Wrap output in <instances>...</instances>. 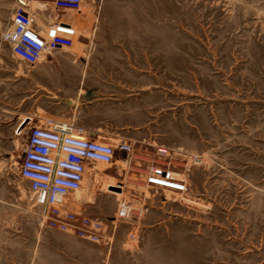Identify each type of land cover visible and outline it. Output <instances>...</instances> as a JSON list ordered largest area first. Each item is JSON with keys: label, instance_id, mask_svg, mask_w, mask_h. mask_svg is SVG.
<instances>
[{"label": "rangeland", "instance_id": "rangeland-1", "mask_svg": "<svg viewBox=\"0 0 264 264\" xmlns=\"http://www.w3.org/2000/svg\"><path fill=\"white\" fill-rule=\"evenodd\" d=\"M1 1L0 63L11 65L9 86L0 85V264H35L19 247L36 229L99 244L106 264H264V0L47 6L38 23L75 18L76 31L71 48L40 60L74 66L73 94L87 106L80 120L106 126L90 137L132 147L93 163L59 216L43 212L18 173L27 132L8 119L29 65L1 38L12 0ZM157 145L175 151L185 192L144 184ZM188 154L200 160L187 163ZM122 200L129 209L119 216Z\"/></svg>", "mask_w": 264, "mask_h": 264}, {"label": "built area", "instance_id": "built-area-1", "mask_svg": "<svg viewBox=\"0 0 264 264\" xmlns=\"http://www.w3.org/2000/svg\"><path fill=\"white\" fill-rule=\"evenodd\" d=\"M82 3L83 0H14L10 22L2 31L1 38L8 43L16 59L33 65L56 50L71 48L76 31L69 22L52 19L49 15L44 16V23L38 25L37 15L47 6L53 10L76 12L81 9ZM21 124L15 132H22ZM117 149L128 157L132 147L126 142L117 147L98 141L73 121L46 118L28 129L18 173L29 182L30 191L43 212L59 216L73 195L84 187L88 168L93 163H112ZM155 152L158 158L146 169L144 184L185 192L186 182L178 176L181 174L174 169L177 163L171 159L175 151L171 153L164 145H157ZM187 156V163L200 160L196 154ZM185 167L188 168V165ZM128 209L129 206L122 200L119 216L126 215ZM59 228L66 229L64 226Z\"/></svg>", "mask_w": 264, "mask_h": 264}, {"label": "crops", "instance_id": "crops-1", "mask_svg": "<svg viewBox=\"0 0 264 264\" xmlns=\"http://www.w3.org/2000/svg\"><path fill=\"white\" fill-rule=\"evenodd\" d=\"M2 2L0 0V6ZM7 5L12 12L14 0L7 2ZM41 15V13L37 15L38 21ZM75 22L74 18L70 23ZM50 56H55V53ZM10 65L9 61L0 63V85L3 87L9 86L10 75L4 74V71H9ZM74 70L72 63L60 62L52 57L29 65L27 73L19 72L17 75L18 109L15 115L9 116L8 121L11 122L9 125L16 128L22 123L21 130L27 132L33 125L49 118L63 121L74 120L91 135L103 131L106 128L104 122L90 124L80 120L87 106H84L83 99H79L84 94L82 91L77 92L78 97L73 94ZM121 84L120 81H114V86H121ZM36 230L32 238L28 239L23 247H19V253L24 254L26 261H33L35 264H106L108 254L103 252L99 244L50 229H45L44 232Z\"/></svg>", "mask_w": 264, "mask_h": 264}, {"label": "bare ground", "instance_id": "bare-ground-1", "mask_svg": "<svg viewBox=\"0 0 264 264\" xmlns=\"http://www.w3.org/2000/svg\"><path fill=\"white\" fill-rule=\"evenodd\" d=\"M98 171V170H97ZM116 171V170H115ZM92 175V174H91ZM115 176V175H114ZM88 181V180H87ZM119 189V187H117ZM120 196V195H119ZM124 199V198H123Z\"/></svg>", "mask_w": 264, "mask_h": 264}]
</instances>
